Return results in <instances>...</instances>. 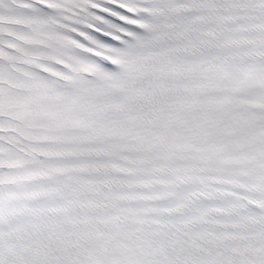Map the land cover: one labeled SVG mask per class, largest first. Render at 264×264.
<instances>
[{"label": "snow or ice", "instance_id": "1", "mask_svg": "<svg viewBox=\"0 0 264 264\" xmlns=\"http://www.w3.org/2000/svg\"><path fill=\"white\" fill-rule=\"evenodd\" d=\"M0 264H264V0H0Z\"/></svg>", "mask_w": 264, "mask_h": 264}]
</instances>
